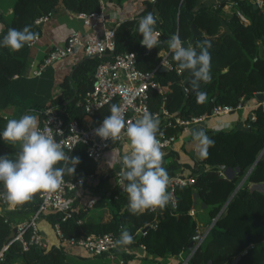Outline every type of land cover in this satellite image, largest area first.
Segmentation results:
<instances>
[{"label":"trees","instance_id":"trees-1","mask_svg":"<svg viewBox=\"0 0 264 264\" xmlns=\"http://www.w3.org/2000/svg\"><path fill=\"white\" fill-rule=\"evenodd\" d=\"M200 1L155 0L152 3L144 0L145 6L141 11L111 25L115 30V45L111 54L134 50L141 69L156 68L162 55L168 51L171 67H157L154 70V78L160 83L161 91L149 89L148 104L151 109L165 107L175 114L190 116L210 111L215 104L236 105L254 98L256 92H264V0L262 5L256 6L252 0H231L233 6L226 15L222 14V6L227 0H221L214 9L201 5ZM60 3L74 12L99 8L98 0H13L11 15L0 10V39L9 28L22 29L25 25H30L31 30L40 35L41 25L35 19L41 14H51ZM237 10L245 20L239 17ZM149 12L156 15V30L161 33V43L150 50L140 44L142 37L137 31L139 20ZM191 23L200 32L192 42ZM174 33L179 35L184 46L205 43L211 45L212 81L201 85V89L207 92V100L203 104L197 103L196 95L191 90L190 74L187 71H177V64L164 43ZM27 51V45L15 53L0 48V111L9 104L18 102L13 79L26 70ZM100 59L97 55H82L70 72L63 76L59 94L46 102L44 107L58 108L57 112L65 122L71 118L87 119L77 101L91 88L93 70ZM112 104H117V101L114 99L103 105L93 114L92 120L97 122L109 114ZM252 112L253 118L245 119L248 129L236 126L227 130L206 129L215 145L209 149L207 159L186 163L189 172L195 174V181L192 185L176 189L177 203L174 208L169 204L162 211L133 215L128 210L127 194L115 185L110 192L111 207L104 219H85L81 209H72L64 219L60 212L48 214L46 218L51 225L58 221L66 237L77 235L81 230L86 233L112 231L118 239L123 226L133 235L135 242L117 249L137 252L138 247L143 245V252L140 254L142 258L158 257L166 261L168 257H178L181 254L185 257L189 254L187 244L198 225L190 209L201 201L206 204L209 218L207 224L217 217L202 243L185 264H264V192L249 187L252 182L264 181L263 102L259 101ZM44 113L41 115L44 116ZM21 114L22 110L5 118L0 113V132L9 119H19ZM176 130L179 128H170L168 132ZM16 153L17 151H0V157L7 155L14 159ZM165 153L164 166L168 173L179 170L182 162H179L178 154L173 151ZM68 155L79 157L80 163L75 166V174L65 175V178H85L95 170L97 162L87 156L82 143L78 142ZM227 166L238 167L231 178L222 173ZM116 168L114 165L110 171L114 173ZM194 193L197 202L193 200ZM39 200L38 194L32 202L12 211L21 219L28 217L38 207ZM76 202L75 196L74 205ZM223 205L225 208L219 214ZM14 217L7 209L4 214L0 213V249L8 244L7 249L2 252L0 264H11L18 260L20 264L70 263L63 244L45 248L31 245L28 249H23L19 241L12 240L15 234ZM245 249L246 252L241 254ZM128 251L124 250L122 253L125 264L132 255ZM238 254H241L240 258L232 263ZM180 262L181 260L175 264Z\"/></svg>","mask_w":264,"mask_h":264},{"label":"clouds","instance_id":"clouds-1","mask_svg":"<svg viewBox=\"0 0 264 264\" xmlns=\"http://www.w3.org/2000/svg\"><path fill=\"white\" fill-rule=\"evenodd\" d=\"M156 24L157 17L152 12L138 22L137 31L142 37L140 44L146 49L150 50L161 43V33L156 30ZM38 39L39 34L33 32L30 25L22 29L9 28L0 39V48L15 53L26 45L31 47ZM164 43L177 64L178 72L187 71L190 74L191 90L196 95L197 103H205L207 92L201 89V85L212 81L211 45L184 46L175 33ZM124 112L122 106L112 104L110 115L103 119L94 134L101 140L127 142L129 145V150L119 161L121 168L117 173L120 188L127 194L129 212L140 215L146 211H162L174 200V191L170 190L171 178L164 166L166 153L158 138L163 136L159 116L145 108L138 119L126 121ZM191 136L196 144L198 158L207 159L215 141L204 128L192 130ZM0 139L15 148L19 146L14 159L7 155L0 157V184L3 185L0 201L11 210L32 202L38 194L61 190L65 183L64 176H73L75 166L80 163L79 157L68 155L75 143L66 152L65 145L54 139L51 128L42 130L39 127V118L34 112L26 113L19 119H9L0 132ZM134 242L133 235L121 226L120 236L114 241V246L125 247Z\"/></svg>","mask_w":264,"mask_h":264},{"label":"built area","instance_id":"built-area-1","mask_svg":"<svg viewBox=\"0 0 264 264\" xmlns=\"http://www.w3.org/2000/svg\"><path fill=\"white\" fill-rule=\"evenodd\" d=\"M149 1L152 2V0ZM252 1L254 4L262 5V0ZM98 2L99 8L96 10L76 12L86 30L71 29L66 35L64 44L51 46L38 66L33 67L31 65L33 74H39L47 64L69 57L76 52H81L82 55H97L101 57L93 70L91 88L77 101V104L81 105L86 113L87 119L79 120L78 118H71L65 122L57 110L47 109L43 118L39 121V127L42 130H46L48 127L51 128L54 139L65 145V150H68L74 143L76 145L77 138H79V143L85 146L87 156L94 161L100 160L106 152H114L117 156L114 158L113 163L117 168L114 170L113 176L115 178V185L122 190L117 173L121 168L119 161L129 150V146L125 150H119L118 146L123 143H112L110 140H101V138L94 134V130L101 125L103 119L110 115V113L104 115L97 122L92 120L93 114L103 105L115 99L117 104L124 108L126 121L138 119L145 108L149 112L157 114L160 119V129L163 132V136H158L163 145L162 150L170 151L172 144L180 138V133L186 127L194 123H203L209 117L231 112L239 108L242 103L236 105L215 104L211 107L210 111L190 116L175 114L165 107L151 109L148 104L149 89L161 91L160 83L154 78V70L157 67H171L167 57L168 51L162 55L156 68L148 70L138 67V56L134 50L111 54L115 45V30L112 26L106 24L104 0H98ZM236 12L242 20H245V17L239 10ZM49 15L48 13L41 14L35 19V22L40 23L48 19ZM170 128H179V130L168 132ZM118 143L120 144L118 145ZM169 176L171 178L170 190L174 191V200L170 205L174 208L177 203L176 189L180 186L192 185L195 181V174L182 171V168H180L174 173H169ZM92 177H94L92 172L85 178L67 179L64 177L65 183L61 190L51 194H39V204L34 212L30 216L14 222L15 234L12 240L19 241L23 249H28L31 245L45 248L47 242L40 230L39 219L55 212L62 213V218H66L72 210L71 206L76 191L86 182L87 178ZM0 191H3V189ZM94 201V198H89L86 204L91 206ZM224 208L225 205L221 207L219 214ZM0 209H4L0 213L4 214L6 212L7 205L3 201H0ZM191 212H193L192 209H190ZM210 226L211 223L203 231H200L199 239L197 240L198 246L206 237ZM52 228L60 244L80 246L91 255L108 254L113 257L114 251L118 248L114 246L116 236L112 231L86 233L81 230L77 235L66 237L63 235L58 221L54 222ZM7 246L8 244H4L0 249V257L2 252L7 249ZM141 247L144 248L143 245ZM192 252L190 251L187 256L183 257L180 264L187 263ZM11 264H15V262Z\"/></svg>","mask_w":264,"mask_h":264},{"label":"crops","instance_id":"crops-1","mask_svg":"<svg viewBox=\"0 0 264 264\" xmlns=\"http://www.w3.org/2000/svg\"><path fill=\"white\" fill-rule=\"evenodd\" d=\"M221 0H201L200 4L205 6H211V8H216ZM5 4V11L3 7ZM13 0H1L0 10L4 11L6 14H10L12 10ZM145 6L144 0H104V7L106 11V24L111 26L114 22L123 20L128 17H132L139 11H141ZM233 6L231 0H227L222 6V14L226 15V12H230ZM41 34L39 35L38 41H36L31 47H28L27 51V67L24 72L14 77L13 88L16 95L17 103L9 104L6 108L2 109L0 113L5 118H10L14 113L22 110V115L28 113H35L38 115L39 121L43 117V114L47 109L58 110L56 107H44V104L49 100L53 99L61 91L62 78L65 74L70 72L73 64L82 56L81 52H76L73 55L60 59L58 61L52 62L44 66L39 74H33L32 65L38 66L43 60L45 55L51 46L55 44L62 45L65 42L67 33L71 29L86 30V27L82 23V20L76 15V12L65 8L61 3L53 10L49 15L48 19L40 22ZM2 24L0 22V29ZM32 64V65H31ZM259 101L254 98L247 99L242 102V105L225 115V118L215 121L214 118L209 117L203 123H194L186 127L179 135L180 138L172 144L173 151L178 154L179 162H182L179 168L183 171L189 172L190 169L188 164L193 162H198L199 158L196 154L195 141L192 139L191 131L194 129L208 128L214 129H231L237 125L238 121H242L245 125V119L249 118V113L252 114V108H254ZM264 104V100L262 101ZM235 111V112H234ZM120 143H118L119 145ZM7 144L3 139H0V151H18L17 148L12 145L10 150L5 148ZM166 152V150H163ZM117 155L114 152H106L104 156L96 161L95 170L92 172L94 177L87 178L86 182L82 184L75 193L77 197L76 204L71 206V209L84 211L83 218L89 219L91 221H97L98 219H104L108 215V208L111 207L110 203V192L115 186V178L110 168L114 166V158ZM264 192V191H263ZM74 196V197H75ZM89 198H94L95 201L93 205L89 206L86 204ZM194 202H197V196L193 194ZM199 200V199H198ZM199 208L207 209L206 204L198 201ZM197 204V205H198ZM191 208L196 218V206ZM10 215L13 216L14 220H20V216L15 214L11 209H8ZM208 213V212H207ZM209 218L207 219L205 225H208ZM40 230L44 234L47 242V246L59 244L58 237L55 235L51 223L46 217H42L38 221ZM198 224V223H197ZM199 224L197 225V232L200 233ZM64 250L67 252L70 263L69 264H125L123 261L122 253L124 250L128 249H116L114 251V256L111 257L108 254L104 255H91L88 254L84 248L77 245L64 244ZM131 257L127 258V264H142L141 261L144 260V264H148L145 260L150 259V261L157 262L159 264H175L177 261L183 259L182 254L178 257H168L165 262L161 258H142L140 254L141 251H128ZM16 264V262H15ZM153 264V263H149Z\"/></svg>","mask_w":264,"mask_h":264},{"label":"water","instance_id":"water-1","mask_svg":"<svg viewBox=\"0 0 264 264\" xmlns=\"http://www.w3.org/2000/svg\"><path fill=\"white\" fill-rule=\"evenodd\" d=\"M256 6V4H254ZM155 11H157V9H155ZM191 30H192V34H191V37H190V42L193 41L194 37L199 35L200 32L198 30V28L196 27V25L194 23H191ZM255 97L258 101H263L264 100V92L261 91V92H256L255 93ZM252 114L249 113V118H251ZM237 128H241V129H248L247 126H245L243 124L242 121H238L237 122V125H236ZM238 170V167H231V166H227L224 168L223 170V175H225L226 177H233L234 174L236 173V171ZM244 179V178H243ZM250 189H257V190H260V191H264V181L263 182H252L250 183L249 185ZM217 217V216H216ZM216 217L211 221V225L213 224V222L215 221ZM146 229V228H144ZM15 230V228H14ZM199 239V233L196 231L194 234H193V237L192 239L189 241V243L187 244V248L190 251H193L198 247L197 245V240ZM138 250L141 251L142 250V247L139 246L138 247ZM247 249H245L242 253H245ZM192 252V253H193ZM241 254H238L233 260H232V263H236L238 261V259L240 258Z\"/></svg>","mask_w":264,"mask_h":264},{"label":"rangeland","instance_id":"rangeland-1","mask_svg":"<svg viewBox=\"0 0 264 264\" xmlns=\"http://www.w3.org/2000/svg\"><path fill=\"white\" fill-rule=\"evenodd\" d=\"M5 7V4L3 3V7L2 8H4ZM4 11H5V8H4ZM230 11V10H229ZM230 12H226V14H229ZM9 15H11V12H10V14ZM262 51H264V43H262ZM235 112V111H234ZM212 118H214V120L215 121H218V119L219 120H221V119H223V118H225V115H217V116H213ZM129 145H128V143L126 142V143H123V144H121L120 146H118V149L119 150H125L127 147H128ZM5 148H7L8 150H10V149H12L11 148V146L10 145H7ZM198 208H199V204L196 206V211L198 210ZM196 221H197V223L199 224V226H201L200 227V231H203L208 225H206V226H202V225H205V223H206V221H207V219H208V213H207V209H203V207L202 208H200L198 211H197V213H196ZM145 259V258H144ZM148 264L149 263H153V264H159V263H157V262H153V261H150V259H146L145 260ZM163 262H165V260H163ZM21 262L18 260V261H16V264H20ZM141 263L142 264H144V260H142L141 261Z\"/></svg>","mask_w":264,"mask_h":264}]
</instances>
